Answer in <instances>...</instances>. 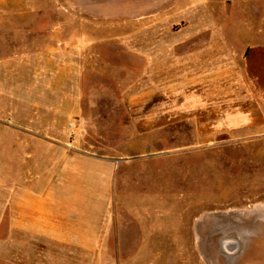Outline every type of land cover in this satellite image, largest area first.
<instances>
[{"label": "rangeland", "instance_id": "374dc122", "mask_svg": "<svg viewBox=\"0 0 264 264\" xmlns=\"http://www.w3.org/2000/svg\"><path fill=\"white\" fill-rule=\"evenodd\" d=\"M77 154L115 167L97 251L9 242ZM0 264H264V0H0Z\"/></svg>", "mask_w": 264, "mask_h": 264}, {"label": "crops", "instance_id": "0c3cea01", "mask_svg": "<svg viewBox=\"0 0 264 264\" xmlns=\"http://www.w3.org/2000/svg\"><path fill=\"white\" fill-rule=\"evenodd\" d=\"M114 177L111 161L88 154L63 156L46 181L32 172L7 191L9 242L17 233L21 242L97 251L113 207Z\"/></svg>", "mask_w": 264, "mask_h": 264}, {"label": "water", "instance_id": "95a60500", "mask_svg": "<svg viewBox=\"0 0 264 264\" xmlns=\"http://www.w3.org/2000/svg\"><path fill=\"white\" fill-rule=\"evenodd\" d=\"M224 254L233 257L241 251V245L237 237L223 238L219 242Z\"/></svg>", "mask_w": 264, "mask_h": 264}]
</instances>
